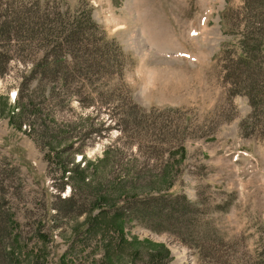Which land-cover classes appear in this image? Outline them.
Masks as SVG:
<instances>
[{
	"label": "rangeland",
	"instance_id": "rangeland-1",
	"mask_svg": "<svg viewBox=\"0 0 264 264\" xmlns=\"http://www.w3.org/2000/svg\"><path fill=\"white\" fill-rule=\"evenodd\" d=\"M31 1L40 45L61 18L87 11L81 24L91 18L127 58L121 79L115 68L91 79L61 69L64 86L46 71L28 77L25 89L47 98L29 120L16 113L33 67L10 60L0 77V264H264V84H251L253 72L264 77V52L240 58L243 37L255 43L250 32L264 25V0ZM8 47L11 58L41 50ZM75 182L83 206L67 211L60 197ZM114 185L108 200L172 192L187 202L161 219L169 229L128 217V245L110 225L106 236L83 225L97 213L94 194Z\"/></svg>",
	"mask_w": 264,
	"mask_h": 264
},
{
	"label": "trees",
	"instance_id": "trees-1",
	"mask_svg": "<svg viewBox=\"0 0 264 264\" xmlns=\"http://www.w3.org/2000/svg\"><path fill=\"white\" fill-rule=\"evenodd\" d=\"M244 1L246 0H243V2ZM36 8H38L37 2H32L31 0H0V77L5 74L7 66L12 59H18L24 63H31L33 67L31 74H28L26 79L22 82L18 93V100L25 103V106L22 107V111L16 113L19 120L25 118L29 120L32 116L31 113L38 111L41 107V103L47 100L43 94L44 90L41 91L40 88H32L31 90L25 89L28 77H36V74H40L43 71L45 74L47 72L49 79L53 74L54 77L50 80H57L58 84L64 86L65 77L61 69H67L70 79L74 78L73 75H75V78L81 75L85 79H91L99 73H106L115 68L118 78L121 79L120 76L127 58L126 55L123 54L120 46L117 45L115 41L109 40L105 34L103 35L98 25L91 18H87V24H81V22L85 20H79L82 14L88 16L87 11L78 13L74 17L76 18L75 20L70 18L66 21L64 18H61L55 24L54 29L51 27L53 29V36L48 37V40L53 41L47 45H40L39 42L42 39L33 35V25L38 23V20L34 21L33 16L35 15ZM256 29L258 30L259 37H255L254 33L250 32L251 39L254 40L255 43L250 45L249 35L243 37V40L247 41H242V50L240 53L242 64H244L246 60L253 59L255 55L252 53L263 54L264 52V25L261 23ZM81 34L82 36H80ZM31 41L36 42L29 45L28 43ZM9 44L10 50L17 51L18 55H20L23 50H27V48L33 46L41 48L39 51L40 55L35 59L11 58L8 52ZM253 74L256 75L257 78L256 71L253 72ZM256 78L251 81V84L260 86L261 83L264 84V77L260 80ZM34 90L39 92L40 98L39 96H35L36 91ZM36 99L39 100L35 105L34 101ZM27 112H29L31 116L26 114ZM63 171L65 170L63 169ZM85 171L86 170L80 169V176L76 175L75 178V180L81 181V184L84 183L86 178L84 174ZM119 182H121V180H118L117 184H120ZM77 183L78 182H75V184ZM113 190L116 192L120 191L116 189L114 185L113 188L106 189V192L103 191L94 194L88 206L96 210L97 213L94 215V218L89 217L87 222L83 225L84 227L86 226L85 230L88 232L98 235L103 234V236L108 234L109 228L112 226V228L120 234V242L122 241V243L128 245L131 244V241L124 238L123 233V224L128 217L143 223L145 226L153 229V231H159L154 228V225H162L161 223L169 229L166 221L164 222L161 219H171L170 215L176 211L179 197H182L186 201L185 196H176L177 194L172 192L146 197H140L138 194L134 193H127L123 198L108 200V195L111 192L114 193ZM78 192L81 193L77 184V186H72L71 193L68 196L64 198L60 197V200L67 205V211L70 209L73 210L76 205L80 207L83 206V204L79 203L80 195ZM156 203L158 204L157 206L155 205ZM161 207H164V210H161ZM156 210H158L157 213L155 212ZM79 211H82V209H79ZM103 214H107L108 216L102 219ZM154 215L159 216V221H156V223L150 221L153 219L152 217H154ZM100 218L102 220H100ZM98 220L100 221L98 222ZM106 220H108L110 224L107 223ZM161 250L165 251L164 248ZM161 252L162 251H157L156 254L150 256L149 258H151V261L152 259L160 260L158 256Z\"/></svg>",
	"mask_w": 264,
	"mask_h": 264
},
{
	"label": "snow or ice",
	"instance_id": "snow-or-ice-1",
	"mask_svg": "<svg viewBox=\"0 0 264 264\" xmlns=\"http://www.w3.org/2000/svg\"><path fill=\"white\" fill-rule=\"evenodd\" d=\"M13 95H15V94H13Z\"/></svg>",
	"mask_w": 264,
	"mask_h": 264
}]
</instances>
